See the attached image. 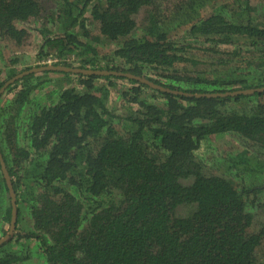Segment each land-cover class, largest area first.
<instances>
[{
    "label": "trees",
    "instance_id": "16d2710c",
    "mask_svg": "<svg viewBox=\"0 0 264 264\" xmlns=\"http://www.w3.org/2000/svg\"><path fill=\"white\" fill-rule=\"evenodd\" d=\"M263 2L0 0V264H264Z\"/></svg>",
    "mask_w": 264,
    "mask_h": 264
},
{
    "label": "rangeland",
    "instance_id": "374dc122",
    "mask_svg": "<svg viewBox=\"0 0 264 264\" xmlns=\"http://www.w3.org/2000/svg\"><path fill=\"white\" fill-rule=\"evenodd\" d=\"M260 2H262V1H260ZM94 27H97V26H94ZM179 35H182L183 36V35H185V33H183V34L180 33ZM35 39L39 41L38 35H36ZM98 46L100 47L99 49H100V54H101V57H100L101 60H102L103 56H110L112 54V52H113L112 51L113 50V47H114V44L113 43H109V42L103 41ZM34 48H35V46H32L29 51H25V54L27 56L23 57V61L22 60L20 61V66H24L26 64V62L28 64L35 65L36 58H37V55H36L37 52L35 51L36 49L34 50ZM197 48H199V46H196V47L193 48V50H196V51H193L194 54L192 56H194V57L198 58L199 60H201L200 56H198L199 52H197V51H200V52H202V51H201V49L200 50H197ZM204 60H207V57H205ZM72 61L75 63V60H73V58H72V60L70 62H72ZM188 64H190L192 66L191 62H189ZM208 65H209V63L198 64V65H196V68L195 69H207L208 68ZM208 69L209 70H213L212 67H210ZM60 77H61V74H58V73H51V74H49L47 76V78L48 79H51L53 82H56ZM128 85H130V83L127 80L123 79L121 82H118L117 83V88L118 89L126 88V87H128ZM49 88H51V87H48L46 90L49 91ZM41 91L42 90L40 89V91H37L34 94H37V93H39ZM117 91H118L117 89H113V91L111 92L110 100H109V105L112 108L114 107V109L116 110L117 113L125 114V112L127 111L126 108H125V106L127 107L129 105H128L127 102H124V99H122L121 97H119ZM40 101L42 103L47 102L46 101V98H44L43 100H40ZM230 106H234V104H232V102H230ZM238 145L239 144H238V142H237L236 139L231 138L228 135H225L222 138L221 137L216 138L215 141L212 142V145H210V146L207 147V151L212 156L224 155L225 153H227V152H229L231 150L232 151L233 150H236V147ZM221 167L223 168V166H221ZM222 168H219L217 170L220 171V172H223L224 169H222ZM1 216L2 215L0 214V220H1ZM25 219L26 220H24V222H23L24 225H21L22 227L23 226L26 227L29 222H30L29 225L32 222L31 221L32 218H31L30 215H28L27 217H25ZM8 224L9 223H5L4 226L7 227V228H9V225ZM2 237L3 236L1 235V232H0V238H2ZM14 248L20 250L21 246H16ZM259 258H260V260L262 262L264 261V243H263V246H262L261 250L259 248ZM20 264H24V262L23 261H20Z\"/></svg>",
    "mask_w": 264,
    "mask_h": 264
},
{
    "label": "water",
    "instance_id": "95a60500",
    "mask_svg": "<svg viewBox=\"0 0 264 264\" xmlns=\"http://www.w3.org/2000/svg\"><path fill=\"white\" fill-rule=\"evenodd\" d=\"M39 71V70H48V71H57V70H66V71H70V72H75V73H84V74H95V75H106V74H113V75H120V76H124V77H132V78H136L138 80H141L142 82L147 83L150 86L156 87V88H160V89H164V90H171L169 88H166L160 84H157L155 82H153L152 80L144 77V76H138L135 74H132L130 72H125V71H116V70H109V69H99V68H81L80 66H64V65H53L50 64L48 66H44L41 67L39 69H34L32 68L30 71H25L23 73H20L18 76L24 75L25 73H29L32 71ZM9 83V82H8ZM7 83V84H8ZM264 90V87L261 88H249V89H241V90H236L233 92H227V94H232V95H237V94H249V93H254L255 91H262ZM175 92H177V90H174ZM200 94H198L199 96ZM206 95H216V93H207ZM220 95H225V93L220 94ZM0 163H1V167L4 173V176L6 178L7 184H8V188H9V192H10V196H11V201H12V219H11V226H10V231H8L7 234H5L2 238H0V244H2L4 241H6L10 235L13 233L14 229H15V224H16V217H17V204H16V199H17V195L16 192L14 190L12 181H11V177L9 175L6 163L4 161V158L2 156V153L0 151Z\"/></svg>",
    "mask_w": 264,
    "mask_h": 264
},
{
    "label": "flooded vegetation",
    "instance_id": "af4514ba",
    "mask_svg": "<svg viewBox=\"0 0 264 264\" xmlns=\"http://www.w3.org/2000/svg\"><path fill=\"white\" fill-rule=\"evenodd\" d=\"M10 229V228H9Z\"/></svg>",
    "mask_w": 264,
    "mask_h": 264
}]
</instances>
